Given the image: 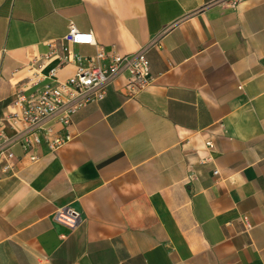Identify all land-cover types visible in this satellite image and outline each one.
Here are the masks:
<instances>
[{
  "label": "crops",
  "instance_id": "obj_1",
  "mask_svg": "<svg viewBox=\"0 0 264 264\" xmlns=\"http://www.w3.org/2000/svg\"><path fill=\"white\" fill-rule=\"evenodd\" d=\"M69 24L106 51L144 48L151 83L130 96L116 77L72 116L67 143L31 149L34 162L12 147L0 264H264V0H0L7 136L30 78L74 73L61 46L82 65L95 54L64 39ZM62 206L79 212L75 228L52 219Z\"/></svg>",
  "mask_w": 264,
  "mask_h": 264
},
{
  "label": "built area",
  "instance_id": "obj_2",
  "mask_svg": "<svg viewBox=\"0 0 264 264\" xmlns=\"http://www.w3.org/2000/svg\"><path fill=\"white\" fill-rule=\"evenodd\" d=\"M237 1L228 0L231 5H235ZM64 39L72 44L93 45L96 52L88 59L87 65H82L81 54L67 46H61L60 64L76 62L74 73L63 81L42 85L38 84L36 78H30L31 88L29 90L24 88L16 94L14 103L18 105L19 110L10 113L7 119L17 131L14 136H7L0 128V173H7L13 169L16 155L12 147L16 144L20 145L28 159L34 162L39 157L31 152L35 146L44 143L48 150L53 152L67 143L71 137L68 126L72 116L90 102L102 99L108 84L116 77L126 75L125 88L130 96L146 89L151 83L149 61L144 48L130 54L106 51L96 44L92 32L80 31L73 24H69ZM54 52V49L51 50L45 58H50ZM55 71V68L50 70L48 75L53 76ZM50 117H54L61 125L62 132L47 125L46 120ZM205 144L209 148L213 146L210 136L205 139ZM213 173L217 174L218 171L214 170ZM52 219L73 229L82 218L75 209L62 206L55 210ZM65 237V234H60L61 239Z\"/></svg>",
  "mask_w": 264,
  "mask_h": 264
}]
</instances>
